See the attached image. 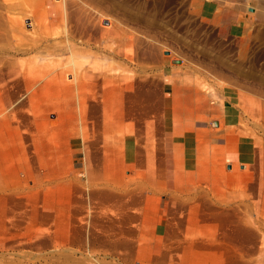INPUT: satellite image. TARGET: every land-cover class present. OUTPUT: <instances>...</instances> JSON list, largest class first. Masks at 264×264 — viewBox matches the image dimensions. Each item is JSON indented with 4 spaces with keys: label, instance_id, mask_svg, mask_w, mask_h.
Returning <instances> with one entry per match:
<instances>
[{
    "label": "rangeland",
    "instance_id": "374dc122",
    "mask_svg": "<svg viewBox=\"0 0 264 264\" xmlns=\"http://www.w3.org/2000/svg\"><path fill=\"white\" fill-rule=\"evenodd\" d=\"M13 2L83 52L3 57L0 264H264V0Z\"/></svg>",
    "mask_w": 264,
    "mask_h": 264
},
{
    "label": "bare ground",
    "instance_id": "6f19581e",
    "mask_svg": "<svg viewBox=\"0 0 264 264\" xmlns=\"http://www.w3.org/2000/svg\"><path fill=\"white\" fill-rule=\"evenodd\" d=\"M15 1V0H14ZM16 2H18V1H16ZM14 3L13 2V0H1L0 1V17L1 16H3V17H5L6 16V18L9 20V24L10 25H8V28L9 29H11L10 30V38L12 39V46L11 47H7L6 45L7 44H5L4 46L2 45H0V64H1V66H0V81H2V83H3V79H4V77H6V76H13L11 79L14 81V76L16 77V79H15V83H17L18 85L19 84H21V82H23V84H24V87H26V82H28L29 81V77L27 78V77H25L23 74L22 75H20L21 73H19L20 71H18V69H16V67L17 68H19V67H21L22 69L21 70H23V67L22 66H12V65H15V64H10L11 62H3L2 63V61H3V57H6V55H11V54H13V55H27V54H33V53H35V54H43V55H45V56H54V54H56L57 52H61V53H65V54H67V55H70V57H74L75 56V54L76 53H82L83 52V50H82V48H76V45H70V44H68V42H69V40H72V36H71V34H67V35H64V39L65 40H62V41H60L59 40V42H57V43H54V41L51 43H48V44H45V42L46 41H48L47 40V36H45V35H42L41 33H39V31L38 30H32L33 28H34V23H37V19H38V17H37V15L35 14V15H33L29 10L28 11H26L25 10V8L23 7V4L20 2V3ZM38 3V2H37ZM44 3V2H43ZM42 3V4H43ZM59 3V2H58ZM42 7V6H41ZM40 7V8H41ZM44 8V7H43ZM45 9V8H44ZM59 9V8H58ZM56 10H57V8H56ZM69 10V9H68ZM19 12V13H23L24 14V16L22 17V19L20 20V18H16L15 16H14V20H11L10 18H9V16L11 17L12 16V14L14 13V12ZM38 11V10H37ZM67 11V10H66ZM34 12V11H33ZM50 13H52V12H54V6L53 7H51V9H50V11H49ZM40 16V15H39ZM66 16H67V14H66ZM18 17V16H17ZM2 18V17H1ZM6 19V20H7ZM16 19V20H15ZM17 19H19V20H17ZM42 19V18H41ZM26 21H29L30 22V24L29 25H27L26 26ZM40 24H41V22L39 23V24H37V29L39 28V26H40ZM105 24H107V23H105ZM3 25V24H2ZM24 27V30L25 29H27V27L29 26V27H31V29L29 30V31H31V35L33 36L32 38H31V36L30 37H28V38H31L29 41L30 42H28L27 44L25 43V39H26V37L27 36H29V35H27L26 34V36H25V38H23V40H22V36L24 35L23 34V27ZM3 30V29H2ZM6 30V29H5ZM4 31V30H3ZM4 32H7V30L6 31H4ZM28 33V32H27ZM6 34V33H5ZM3 37V36H2ZM9 37V36H8ZM10 38H8V39H10ZM63 38V37H62ZM3 39V38H2ZM1 39V40H2ZM10 39V40H11ZM61 39V38H60ZM4 41H7V40H4ZM12 56V55H11ZM10 56V57H11ZM12 58H13V56H12ZM7 60V59H6ZM5 60V61H6ZM11 60V59H10ZM23 60V59H22ZM25 61H26V59H24ZM30 60V59H29ZM33 60V59H32ZM32 60H30L29 62H32ZM35 60V59H34ZM33 60V61H34ZM37 60V59H36ZM68 60H70L69 62H68V65H69V68H71V65L73 64V62H72V60H71V58H68ZM8 61V60H7ZM14 61V60H13ZM13 61H12V63H13ZM15 62V61H14ZM20 62V61H19ZM28 62V63H29ZM71 63V64H70ZM35 64V61L33 62V64L32 65H34ZM75 64V63H74ZM29 65H30V63H29ZM37 65V64H36ZM74 66V65H73ZM72 66V67H73ZM35 68H36V66H35ZM68 69V68H67ZM29 71V73L30 74H32V72H30L31 71V69L30 70H28ZM25 72H26V70H25ZM26 73H28V72H26ZM28 73V74H29ZM50 73V72H49ZM63 73V72H62ZM35 74V73H34ZM47 74V73H46ZM51 74V73H50ZM68 74H69V72H68ZM68 74L66 75L67 77H68ZM26 75V74H25ZM40 75V74H39ZM43 76H44V74H42ZM83 75H86V74H83ZM89 75V74H88ZM77 76V75H76ZM94 76V75H93ZM92 76V77H93ZM34 77V76H33ZM32 77V78H33ZM71 77V76H70ZM88 77V76H87ZM26 78L28 79V80H26ZM47 78V75H45V79ZM85 78H86V76H85ZM91 77H89V79H90ZM94 78H96L95 76H94ZM93 78V79H94ZM34 79H37V78H35L34 77ZM54 79V77L51 79V80H53ZM11 80V81H12ZM47 80V79H46ZM109 79H107V81H108ZM6 81V80H5ZM69 81V80H68ZM73 81V80H72ZM74 82V81H73ZM1 83V82H0ZM6 83H9V82H6ZM97 83V82H96ZM10 84V83H9ZM16 84V85H17ZM34 85V84H33ZM7 86H10V85H5V84H2L1 86H0V91L2 90V92L4 93V96L5 97H7L8 98V94H9V92H8V90H7ZM13 86V85H12ZM22 86V85H21ZM14 87V86H13ZM20 87V85L19 86H17V87H14V89L15 88H19ZM27 87H29V86H27ZM78 87V86H77ZM12 88V87H11ZM10 88V89H11ZM30 88V87H29ZM21 90V89H20ZM20 90H19V92H20ZM30 90V89H29ZM11 91H12V89H11ZM27 91V90H26ZM13 93H15V94H17L16 92H14V91H12ZM12 92H10L11 94H12ZM29 91H27V93H28ZM3 93H2V95H3ZM21 93V92H20ZM19 94V93H18ZM22 96V95H21ZM4 97V98H5ZM98 97V96H97ZM3 98V99H4ZM11 98V97H10ZM144 98V97H143ZM9 99V98H8ZM6 100V99H5ZM22 100V99H21ZM135 100V99H134ZM4 101V100H3ZM8 101V100H7ZM6 104V103H5ZM25 104V103H24ZM3 105V107H4V103L2 104ZM7 106H9V105H7ZM21 106V105H20ZM20 106H19V108H20ZM3 107L1 106V108H0V110L2 111V109H3ZM13 107H15V105L13 106ZM9 108V107H8ZM8 108H7V110H8ZM46 108H48V107H46ZM52 108V107H51ZM5 109L6 108H4L3 110L5 111ZM14 109V108H13ZM16 109V108H15ZM84 109V108H83ZM20 110V109H19ZM28 110V109H27ZM40 110V109H39ZM16 111V110H15ZM18 111V110H17ZM23 111V110H22ZM29 111V110H28ZM20 112V111H19ZM32 112V111H31ZM59 112V111H58ZM10 117V116H9ZM16 118V117H15Z\"/></svg>",
    "mask_w": 264,
    "mask_h": 264
},
{
    "label": "crops",
    "instance_id": "0c3cea01",
    "mask_svg": "<svg viewBox=\"0 0 264 264\" xmlns=\"http://www.w3.org/2000/svg\"><path fill=\"white\" fill-rule=\"evenodd\" d=\"M172 95V94H171ZM170 95V99H168V101L166 100V102H168V103H170L171 105H169L170 106V112H171V115H170V117H172L173 115H172V111H171V107L173 106V104H174V100H173V97ZM71 96V94H67V97H70ZM187 101H189V100H187ZM190 102V101H189ZM233 107V104H232V102H230L229 100H227V99H223L222 100V102H221V104H220V109L221 110H229V109H231ZM179 143H184V142H181V140H179V141H177V140H175V138H172V140H168V141H164V146L166 147V148H168V149H175V148H177V144H179ZM246 148V147H245ZM245 148H243V149H245ZM244 155L243 154H237L236 156H232L230 159L231 160H234V159H236V158H242ZM239 162H242V161H239ZM97 165H100V163L99 164H97ZM96 167V166H95Z\"/></svg>",
    "mask_w": 264,
    "mask_h": 264
}]
</instances>
